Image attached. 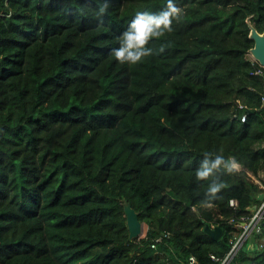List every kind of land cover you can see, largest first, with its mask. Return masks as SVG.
<instances>
[{
	"label": "trees",
	"instance_id": "1",
	"mask_svg": "<svg viewBox=\"0 0 264 264\" xmlns=\"http://www.w3.org/2000/svg\"><path fill=\"white\" fill-rule=\"evenodd\" d=\"M166 2L0 0V264H219L225 219L259 203L248 172L264 169V66L248 21L264 31V0H174L185 14L150 42L157 54L117 62L135 13ZM205 152L242 170L197 181ZM127 202L146 225L137 238ZM249 253L229 264H264V248Z\"/></svg>",
	"mask_w": 264,
	"mask_h": 264
},
{
	"label": "clouds",
	"instance_id": "2",
	"mask_svg": "<svg viewBox=\"0 0 264 264\" xmlns=\"http://www.w3.org/2000/svg\"><path fill=\"white\" fill-rule=\"evenodd\" d=\"M108 7L109 4L105 2L97 10L96 16L100 24L103 23V16ZM184 14V9L179 7L174 0H167L163 9L158 13L137 11L127 29L118 38L119 47L112 51L115 60L121 64L135 65L143 59L157 54V50L149 47L150 42L160 39L166 33H171L173 22H179ZM164 50V46H161L158 52L162 53ZM221 170L225 175L231 176L242 170V164L234 156L225 157L222 153L205 152L199 166L195 169V179L209 181ZM227 187L228 185L222 181L208 184L205 193V206L211 207V201L216 199L217 194ZM230 203L232 202L230 201ZM190 259L192 264H195V258L191 257Z\"/></svg>",
	"mask_w": 264,
	"mask_h": 264
},
{
	"label": "built area",
	"instance_id": "3",
	"mask_svg": "<svg viewBox=\"0 0 264 264\" xmlns=\"http://www.w3.org/2000/svg\"><path fill=\"white\" fill-rule=\"evenodd\" d=\"M263 66V65H261ZM258 73H263V70L261 68H257ZM264 75V73H263ZM261 101L264 104V90L261 95ZM245 117H242L244 119ZM250 176H252V179L256 181L259 186L264 190V169L260 170L257 176L253 175L252 173L248 172ZM230 201L232 203H230ZM229 205L232 208L238 207V201L236 198H230L229 199ZM193 209H195L194 206H192ZM222 218L219 213H217L209 222L207 223L210 227H215L216 225H219L220 219ZM225 222H228L232 226V235L229 239L230 247L228 251L225 253V255L221 258L219 264H229L230 261L237 255V253L242 249V247L250 242L251 235L254 233L261 232L262 229H264V193L262 196H260L259 203L250 209L249 215H242L239 218L229 217L225 219ZM154 246V244H152ZM253 251H250L251 253H254L262 248H264V240L260 241L256 245L251 246ZM191 257H194L193 255L189 256V262L192 263ZM195 258V257H194ZM251 264H256L252 262Z\"/></svg>",
	"mask_w": 264,
	"mask_h": 264
},
{
	"label": "water",
	"instance_id": "4",
	"mask_svg": "<svg viewBox=\"0 0 264 264\" xmlns=\"http://www.w3.org/2000/svg\"><path fill=\"white\" fill-rule=\"evenodd\" d=\"M248 27V36L254 41L253 45L248 50L249 54L260 65L264 66V31H258L250 21H248ZM124 211L129 230V238H137L142 234L143 222L139 219L138 212L130 205V203H125ZM205 231L212 237L217 238L220 236L222 228L220 225L210 227L208 224H205ZM261 232L264 233V229H262Z\"/></svg>",
	"mask_w": 264,
	"mask_h": 264
},
{
	"label": "crops",
	"instance_id": "5",
	"mask_svg": "<svg viewBox=\"0 0 264 264\" xmlns=\"http://www.w3.org/2000/svg\"><path fill=\"white\" fill-rule=\"evenodd\" d=\"M262 234H264V233H262ZM262 240H264V236L257 237L255 234H253V235H251L250 242L246 243L244 245V247H242V249L246 250L247 252L253 251L254 249H252L251 246L252 245H256L257 243H259ZM249 254H253V253L250 252ZM240 264H247V263L246 262H242Z\"/></svg>",
	"mask_w": 264,
	"mask_h": 264
},
{
	"label": "rangeland",
	"instance_id": "6",
	"mask_svg": "<svg viewBox=\"0 0 264 264\" xmlns=\"http://www.w3.org/2000/svg\"><path fill=\"white\" fill-rule=\"evenodd\" d=\"M249 55H250V54H249ZM250 177L252 178V176H250ZM145 228H146V225L143 223V231H142V234H143ZM255 243H256V242H255ZM243 247H244V246H243Z\"/></svg>",
	"mask_w": 264,
	"mask_h": 264
}]
</instances>
